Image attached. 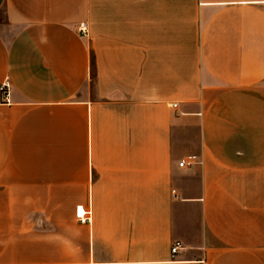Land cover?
Segmentation results:
<instances>
[{
    "label": "crops",
    "instance_id": "1",
    "mask_svg": "<svg viewBox=\"0 0 264 264\" xmlns=\"http://www.w3.org/2000/svg\"><path fill=\"white\" fill-rule=\"evenodd\" d=\"M0 264H264V0H0Z\"/></svg>",
    "mask_w": 264,
    "mask_h": 264
},
{
    "label": "built area",
    "instance_id": "2",
    "mask_svg": "<svg viewBox=\"0 0 264 264\" xmlns=\"http://www.w3.org/2000/svg\"><path fill=\"white\" fill-rule=\"evenodd\" d=\"M78 31L82 34V35H88V26L87 23L83 22L81 24H79L78 26ZM9 86V82L8 80L5 81V83L2 86V91L4 92ZM173 107H177V103H174L172 105ZM197 162V156L196 155H189L183 159H181L178 163L179 166L184 167V166H188L191 165L193 163ZM89 211L84 210L83 208H78L77 209V217L81 220V222H86L89 220ZM182 244L180 241H175L172 246H171V256L173 258L176 257V254L178 252V250L181 248Z\"/></svg>",
    "mask_w": 264,
    "mask_h": 264
}]
</instances>
